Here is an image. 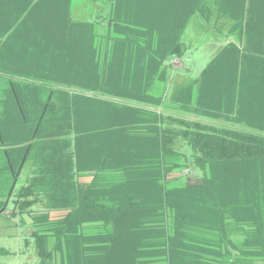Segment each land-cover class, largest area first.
Listing matches in <instances>:
<instances>
[{
  "label": "trees",
  "instance_id": "obj_1",
  "mask_svg": "<svg viewBox=\"0 0 264 264\" xmlns=\"http://www.w3.org/2000/svg\"><path fill=\"white\" fill-rule=\"evenodd\" d=\"M211 1L228 41L168 76ZM72 10L0 0V216H30L39 264H264V0H114L106 35Z\"/></svg>",
  "mask_w": 264,
  "mask_h": 264
},
{
  "label": "rangeland",
  "instance_id": "obj_2",
  "mask_svg": "<svg viewBox=\"0 0 264 264\" xmlns=\"http://www.w3.org/2000/svg\"><path fill=\"white\" fill-rule=\"evenodd\" d=\"M72 2V16L75 21L84 19H90L91 21L100 20L101 15H103L104 19L99 28V34L106 35L109 33L110 7H113L114 0H72ZM205 12L206 15H211L209 24H206L198 16L191 20L184 35V42L189 47V50L182 59L171 58L169 64L174 73L168 76H173L177 70L184 68L192 71L193 76H197L207 66L224 41H228L227 35L232 23L228 19L223 5L211 1ZM99 45H104V42L100 40ZM163 86L164 83L159 82L154 90L161 91ZM75 89L78 92L89 93V90ZM31 175L32 167L31 164H28L21 174L19 187L21 184H26ZM172 177L188 180L194 185L199 184L201 181L200 176L196 173H191L189 168L173 174ZM84 180L89 181L86 178ZM12 201L8 204V212L0 216V264H39L40 259L37 255L34 239L30 236L33 228L37 229L38 227L28 215H22L17 218L12 217ZM37 208H39L37 212L42 211L40 206ZM66 214L64 211L51 212L50 219L52 221L59 220ZM40 227L43 228V226ZM51 246H53V242ZM56 252H58V255ZM56 252L54 261L56 264H62V253Z\"/></svg>",
  "mask_w": 264,
  "mask_h": 264
},
{
  "label": "crops",
  "instance_id": "obj_3",
  "mask_svg": "<svg viewBox=\"0 0 264 264\" xmlns=\"http://www.w3.org/2000/svg\"><path fill=\"white\" fill-rule=\"evenodd\" d=\"M213 58V57H212ZM199 74V73H198ZM178 76H179V79L181 78V80L185 77H195V76H193V74H192V71H190V70H188V69H186V68H184V69H180V70H177L176 71V73L172 76V77H174V79L175 78H178Z\"/></svg>",
  "mask_w": 264,
  "mask_h": 264
}]
</instances>
